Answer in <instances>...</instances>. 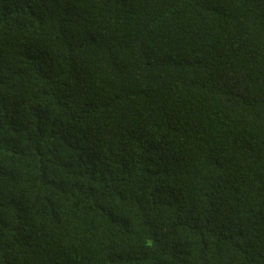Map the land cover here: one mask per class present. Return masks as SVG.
<instances>
[{
    "label": "trees",
    "instance_id": "16d2710c",
    "mask_svg": "<svg viewBox=\"0 0 264 264\" xmlns=\"http://www.w3.org/2000/svg\"><path fill=\"white\" fill-rule=\"evenodd\" d=\"M0 264H264V0H0Z\"/></svg>",
    "mask_w": 264,
    "mask_h": 264
}]
</instances>
